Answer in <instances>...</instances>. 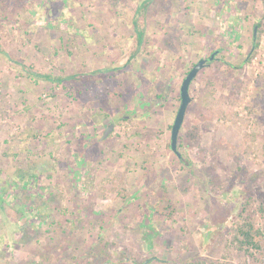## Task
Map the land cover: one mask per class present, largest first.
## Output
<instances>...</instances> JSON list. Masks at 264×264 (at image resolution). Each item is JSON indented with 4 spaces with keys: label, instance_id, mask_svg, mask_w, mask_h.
<instances>
[{
    "label": "rangeland",
    "instance_id": "obj_1",
    "mask_svg": "<svg viewBox=\"0 0 264 264\" xmlns=\"http://www.w3.org/2000/svg\"><path fill=\"white\" fill-rule=\"evenodd\" d=\"M260 206L264 0H0V264H264Z\"/></svg>",
    "mask_w": 264,
    "mask_h": 264
},
{
    "label": "trees",
    "instance_id": "obj_2",
    "mask_svg": "<svg viewBox=\"0 0 264 264\" xmlns=\"http://www.w3.org/2000/svg\"><path fill=\"white\" fill-rule=\"evenodd\" d=\"M151 1V0H150ZM257 29V33H259V29ZM254 35V33H253ZM139 43L141 42V34L139 35ZM257 46V45H256ZM32 76V75H31ZM33 76L36 78H40L47 82H55L60 84L64 79L59 78H52L50 75L47 74H38L33 73ZM260 214L264 216V206H260L257 210ZM245 212V208H244ZM264 228L256 227L255 223L247 217L242 219V222L235 226L234 234L232 237V244L236 247L237 251L243 252L248 257L254 256L255 252L261 250V246L257 238L263 235Z\"/></svg>",
    "mask_w": 264,
    "mask_h": 264
},
{
    "label": "water",
    "instance_id": "obj_3",
    "mask_svg": "<svg viewBox=\"0 0 264 264\" xmlns=\"http://www.w3.org/2000/svg\"><path fill=\"white\" fill-rule=\"evenodd\" d=\"M256 28H254V35L256 34ZM219 53V51H214L213 53L210 54L208 59H200L197 63L193 65V67L189 70V72L186 74L184 77L181 85H180V90H179V96H180V101H179V107L177 109L173 124L171 126V132H170V150L180 156L177 152V139H178V134L179 131L182 127V124L184 122V118L186 115V111L189 105V102L191 100L190 94H189V88L192 83V81L195 79L199 71L205 66L207 62H211L212 60L215 59L216 55ZM113 130V125H110L103 137H107V135Z\"/></svg>",
    "mask_w": 264,
    "mask_h": 264
},
{
    "label": "flooded vegetation",
    "instance_id": "obj_4",
    "mask_svg": "<svg viewBox=\"0 0 264 264\" xmlns=\"http://www.w3.org/2000/svg\"><path fill=\"white\" fill-rule=\"evenodd\" d=\"M256 31H257V30H256ZM254 39H255V35H253V40H254ZM206 64H208V62H207ZM192 67H193V65H192ZM192 67H191V68H192ZM191 68H190V69H191ZM188 72H189V71H188ZM190 98H191V97H190Z\"/></svg>",
    "mask_w": 264,
    "mask_h": 264
}]
</instances>
